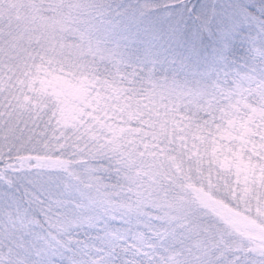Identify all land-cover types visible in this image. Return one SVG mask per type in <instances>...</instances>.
I'll use <instances>...</instances> for the list:
<instances>
[{
  "label": "snow or ice",
  "instance_id": "1",
  "mask_svg": "<svg viewBox=\"0 0 264 264\" xmlns=\"http://www.w3.org/2000/svg\"><path fill=\"white\" fill-rule=\"evenodd\" d=\"M0 264H264V0H0Z\"/></svg>",
  "mask_w": 264,
  "mask_h": 264
}]
</instances>
